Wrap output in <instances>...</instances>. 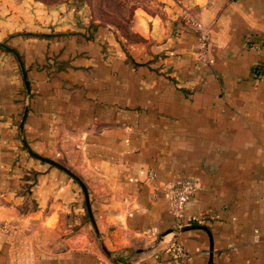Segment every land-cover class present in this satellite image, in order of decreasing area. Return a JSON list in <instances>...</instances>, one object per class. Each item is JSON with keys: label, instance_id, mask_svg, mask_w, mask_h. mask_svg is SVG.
<instances>
[{"label": "crops", "instance_id": "1", "mask_svg": "<svg viewBox=\"0 0 264 264\" xmlns=\"http://www.w3.org/2000/svg\"><path fill=\"white\" fill-rule=\"evenodd\" d=\"M82 10L0 0V264H264V0Z\"/></svg>", "mask_w": 264, "mask_h": 264}, {"label": "rangeland", "instance_id": "2", "mask_svg": "<svg viewBox=\"0 0 264 264\" xmlns=\"http://www.w3.org/2000/svg\"><path fill=\"white\" fill-rule=\"evenodd\" d=\"M46 6L75 4L84 17L111 25L122 33L129 32L130 22L137 8H150L156 0H36Z\"/></svg>", "mask_w": 264, "mask_h": 264}, {"label": "built area", "instance_id": "3", "mask_svg": "<svg viewBox=\"0 0 264 264\" xmlns=\"http://www.w3.org/2000/svg\"><path fill=\"white\" fill-rule=\"evenodd\" d=\"M181 17L184 20L183 23L187 27L192 29V31L197 35L202 50L201 55L204 56L206 42H207V35L199 18L191 14L188 10H185V12L181 14ZM257 71H259L261 74H264V66L258 65ZM191 189H192V184L189 179H182L171 187L170 189L171 208L174 212H177L186 204V202L190 197ZM169 249L174 251V253L177 255L183 253L179 245H171L169 246ZM116 258L118 259V263L120 264H133L132 262L123 261L125 257L123 255H120L119 253L116 254Z\"/></svg>", "mask_w": 264, "mask_h": 264}, {"label": "water", "instance_id": "4", "mask_svg": "<svg viewBox=\"0 0 264 264\" xmlns=\"http://www.w3.org/2000/svg\"><path fill=\"white\" fill-rule=\"evenodd\" d=\"M0 47H2L4 49L12 52L14 54V56L16 57V59L18 61V64H19V67H20V70H21V73H22V76H23L24 85H25V91H26V97L28 98V96H29V82H28L27 77H26V72H25V68H24V64H23V61L21 59V56L19 55V53H18V51L16 50L15 47L11 46L10 44L6 43L5 41H0ZM26 112H27V105H26V107H25V109L23 111L22 118H21V121L19 123L21 135H22V125H23V121H24ZM28 150L34 156L58 165L59 167L63 168L65 171H67L70 175H72L73 177H75L78 181H80L79 178L72 171L66 169L61 164H59V163H57V162H55V161H53V160H51V159H49L47 157H44V156H42L40 154H37V153L33 152L32 150H30L29 148H28ZM82 187H83L84 191L86 192L85 187H84L83 184H82Z\"/></svg>", "mask_w": 264, "mask_h": 264}]
</instances>
